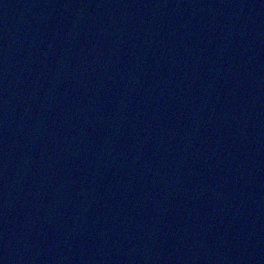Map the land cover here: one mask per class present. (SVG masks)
Listing matches in <instances>:
<instances>
[{
	"label": "water",
	"instance_id": "obj_1",
	"mask_svg": "<svg viewBox=\"0 0 264 264\" xmlns=\"http://www.w3.org/2000/svg\"><path fill=\"white\" fill-rule=\"evenodd\" d=\"M0 264H264V0H0Z\"/></svg>",
	"mask_w": 264,
	"mask_h": 264
}]
</instances>
